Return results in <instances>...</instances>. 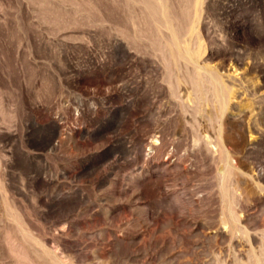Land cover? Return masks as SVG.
<instances>
[{
  "label": "rangeland",
  "instance_id": "obj_1",
  "mask_svg": "<svg viewBox=\"0 0 264 264\" xmlns=\"http://www.w3.org/2000/svg\"><path fill=\"white\" fill-rule=\"evenodd\" d=\"M263 256L264 0H0V264Z\"/></svg>",
  "mask_w": 264,
  "mask_h": 264
},
{
  "label": "bare ground",
  "instance_id": "obj_2",
  "mask_svg": "<svg viewBox=\"0 0 264 264\" xmlns=\"http://www.w3.org/2000/svg\"><path fill=\"white\" fill-rule=\"evenodd\" d=\"M166 22H167V21H166ZM169 28H170V27H169ZM224 150H225V149H224ZM225 151H226V150H225ZM227 151H228V150H227ZM221 152H222V151H221ZM225 153H226V152H225ZM227 154H228V153H227ZM224 156H225V154H224ZM222 157H223V156H222ZM224 163H225V162H224ZM225 164H227V163H225ZM230 165H231V164H230ZM224 167H225V166H224ZM232 168H233V166H232ZM228 169H229V168H228ZM228 169H227V170H228ZM222 171H224V170H222ZM225 173H227L226 170H225ZM222 175H223V174H222ZM222 177H224V175H223ZM225 178H226V177H225ZM223 179H224V178H223ZM223 181H224V180H222V182H223ZM222 185H223V184H222ZM222 185H221V186H222ZM222 187H223V186H222ZM222 187H221V188H222ZM224 188H225V186H224ZM226 189H227V188H226ZM223 190H224V189H223ZM224 192H226V191L224 190ZM220 253H221V251H220ZM222 253H223V252H222ZM226 253H227V252H226ZM231 254H232V253H231ZM229 255H230V254H229ZM232 255H234V254H232ZM232 255H231V256H232ZM259 255H260V254H259ZM262 255H263V254H262ZM225 256H226V255H225ZM234 256H235V255H234ZM217 257H218V256H217ZM221 257H222V256H221ZM223 257H224V256H223ZM235 257H238V255L235 256ZM239 257H241V256H239ZM250 257H251V256H250ZM227 258H229V257H225V259H227ZM254 258H255V257H254ZM259 258H260V257H259ZM259 258H258V259H259ZM263 258H264V256H263ZM256 259H257V258H256ZM223 260H224V259H223ZM231 260H232V259H231ZM250 260H252V259H250ZM236 261H238V259H237ZM259 262H260V261H259ZM217 263H219V262H217ZM220 263L222 264V262H220ZM220 263H219V264H220ZM230 263H231V262H230ZM230 263H228V264H230ZM253 263H255V262H253ZM262 263H263V261H262ZM249 264H250V261H249Z\"/></svg>",
  "mask_w": 264,
  "mask_h": 264
}]
</instances>
